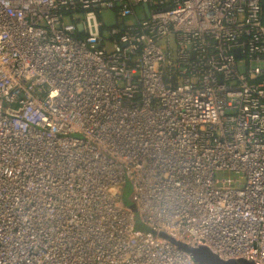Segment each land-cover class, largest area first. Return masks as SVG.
Masks as SVG:
<instances>
[{
  "label": "built area",
  "instance_id": "2783aa9c",
  "mask_svg": "<svg viewBox=\"0 0 264 264\" xmlns=\"http://www.w3.org/2000/svg\"><path fill=\"white\" fill-rule=\"evenodd\" d=\"M170 239L264 264V0H0V264Z\"/></svg>",
  "mask_w": 264,
  "mask_h": 264
},
{
  "label": "water",
  "instance_id": "95a60500",
  "mask_svg": "<svg viewBox=\"0 0 264 264\" xmlns=\"http://www.w3.org/2000/svg\"><path fill=\"white\" fill-rule=\"evenodd\" d=\"M144 9L146 10L147 7L144 6ZM78 29H80V26H78ZM170 241L181 251L189 255L192 261L196 264H255L254 262L245 259L224 261L206 247L194 248L175 242L172 239H170Z\"/></svg>",
  "mask_w": 264,
  "mask_h": 264
},
{
  "label": "rangeland",
  "instance_id": "374dc122",
  "mask_svg": "<svg viewBox=\"0 0 264 264\" xmlns=\"http://www.w3.org/2000/svg\"><path fill=\"white\" fill-rule=\"evenodd\" d=\"M102 20H103L104 25L107 26V27H110V26H112L115 23L114 16L109 11H104L102 13ZM131 191H132L131 185H130L129 182H127L124 185V187H123V190H122V193H121V199H122V202L126 206H129V207L132 206ZM136 228L139 229V230H143L144 229L138 222H137Z\"/></svg>",
  "mask_w": 264,
  "mask_h": 264
}]
</instances>
